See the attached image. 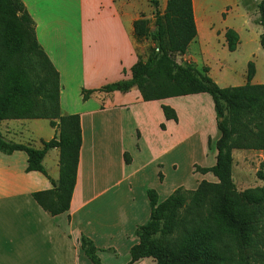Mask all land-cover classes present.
Returning <instances> with one entry per match:
<instances>
[{
	"label": "crops",
	"instance_id": "crops-1",
	"mask_svg": "<svg viewBox=\"0 0 264 264\" xmlns=\"http://www.w3.org/2000/svg\"><path fill=\"white\" fill-rule=\"evenodd\" d=\"M22 1L35 22L40 45L60 73L63 113L81 116L83 141L71 207L58 217L48 214L33 194L52 189L53 181L59 180V149L49 150L43 160L48 176L27 171L24 151L0 152V264H93L81 247L82 236L94 242L102 264H116L121 256L127 264L131 248L139 243L136 229L150 219L147 191L155 189L163 202L186 185L182 179L170 183L164 169L169 164L178 171L174 154L189 152L197 131L185 125L174 98L146 102L133 89L83 99V89L130 79L139 58L146 59L148 45L138 41L134 30L144 13L142 0ZM193 2L198 36L188 51L195 43L205 52L209 44L205 37L200 41L199 23L209 31L211 5ZM228 28L221 35L225 41ZM188 58L200 70L198 58ZM190 98L201 102L206 97ZM163 105L176 110L178 122L165 118ZM39 120L1 121L0 133L8 141L41 149L42 141L52 140L58 131L51 127L43 136L39 125L26 123ZM209 136L204 143L211 164L202 166L195 160L190 164L197 183L207 174L195 173V166L216 163L217 150L209 148ZM136 264L156 262L144 258Z\"/></svg>",
	"mask_w": 264,
	"mask_h": 264
},
{
	"label": "trees",
	"instance_id": "trees-1",
	"mask_svg": "<svg viewBox=\"0 0 264 264\" xmlns=\"http://www.w3.org/2000/svg\"><path fill=\"white\" fill-rule=\"evenodd\" d=\"M150 2L156 10L151 33L155 47L147 59L139 58L130 79L83 89V99L133 89L146 102L210 95L220 133L215 144L217 159L212 167L196 165L195 173H211L217 182L203 180L194 191L179 187L163 202L155 189H149L150 219L136 229L139 243L131 248L127 264L144 258H153L156 264H264V186L242 195L232 177L235 150H264V84L252 82L254 62L248 64L245 85L226 88L208 75V68L202 72L194 63L179 64L176 56L186 54L198 36L194 2L168 0L163 13L158 0ZM260 11L264 29V1ZM134 30L138 41H143L150 35L149 20L142 16ZM225 38L228 50L235 52L240 44L238 32L228 28ZM261 44L264 47V31ZM61 90L60 73L40 45L23 1L0 0V122L42 119L58 131L52 140L42 141L41 149L8 141L0 133V152L24 151L27 171L48 176L43 160L49 150L59 149V180L53 181L52 189L33 194L52 217L70 210L83 141L81 116L63 113ZM162 109L167 120L178 122L174 108L163 105ZM126 161L131 162L129 156ZM257 177L264 182V169ZM81 247L93 264H102L90 238L82 236Z\"/></svg>",
	"mask_w": 264,
	"mask_h": 264
},
{
	"label": "rangeland",
	"instance_id": "rangeland-1",
	"mask_svg": "<svg viewBox=\"0 0 264 264\" xmlns=\"http://www.w3.org/2000/svg\"><path fill=\"white\" fill-rule=\"evenodd\" d=\"M167 1L158 0L161 13L166 9ZM205 1L211 5V20L208 32L207 27L200 21L199 38L200 41H202L203 37L207 38L206 41L209 47L203 52L205 47L200 49L199 44L194 43L191 50L186 54L176 56L177 62L179 64L193 63L188 57L194 55L199 60L200 71L203 72L205 68L209 69L210 66L209 76L222 88L245 85L247 83L248 64L254 62L256 70L254 78L256 80L253 79V81L255 80V84H264V47L261 44L264 29L260 24L262 18L260 4L264 0ZM142 2L143 16L145 18L148 17L150 28V35L143 39V43L148 45L147 59L150 50L155 47L151 40V33L155 28L156 10L150 0H142ZM228 27L238 31L242 38V45L235 52L228 50L227 42L221 37L225 28ZM185 57H187V61H184ZM204 96L206 98L201 102H195L194 99L190 98L191 96L174 98V104L181 108L180 113L185 125L191 132L196 129L197 134L192 140V147L189 152L174 154V161L179 163L178 171L175 172L168 164V167L166 166L164 169V173L168 175L170 183L177 179L186 181L184 188L189 191L196 190L201 181H203L201 179L198 183L195 181L190 170L191 162L195 160L202 166L210 165L212 162L211 156L207 157L205 154L206 144L204 143V137L210 135L211 146H208L210 149L215 150V144L220 135L217 129V119L212 98L208 94H204ZM187 103L190 105L185 106ZM26 123L31 127L39 125L38 127L43 131V136H47L45 131L49 133L52 131L48 120L27 121ZM233 159L232 177L240 194L243 195L249 189L264 186V182L257 177L258 171L264 169V150H235ZM204 180L217 182V179L211 173L207 174ZM64 225L66 227L65 223ZM123 259L121 256L116 264H125L127 259Z\"/></svg>",
	"mask_w": 264,
	"mask_h": 264
},
{
	"label": "bare ground",
	"instance_id": "bare-ground-1",
	"mask_svg": "<svg viewBox=\"0 0 264 264\" xmlns=\"http://www.w3.org/2000/svg\"><path fill=\"white\" fill-rule=\"evenodd\" d=\"M195 107V106H194ZM196 108V107H195ZM194 109V108H193ZM194 110H196V109H194ZM197 112V111H196ZM197 114V113H196Z\"/></svg>",
	"mask_w": 264,
	"mask_h": 264
}]
</instances>
